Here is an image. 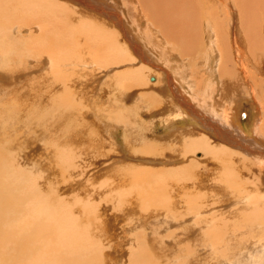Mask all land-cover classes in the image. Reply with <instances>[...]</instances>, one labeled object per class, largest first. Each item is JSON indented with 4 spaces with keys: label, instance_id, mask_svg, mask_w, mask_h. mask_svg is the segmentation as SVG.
Masks as SVG:
<instances>
[{
    "label": "rangeland",
    "instance_id": "1",
    "mask_svg": "<svg viewBox=\"0 0 264 264\" xmlns=\"http://www.w3.org/2000/svg\"><path fill=\"white\" fill-rule=\"evenodd\" d=\"M225 1L226 0L220 1L222 5L221 7L218 6L216 1H210L207 4V6L214 11L215 15L212 16V19L216 21L217 25L220 23V28H222L221 26L224 24V28H222L223 33H226L229 30V25H232V22L231 24L230 22L228 23L230 19L226 17L225 9H223ZM261 1L250 0V3H258ZM229 2L234 5L232 6L231 3H229L231 7H233V9H235L238 13V16L235 14L236 17L233 19L236 21L239 19L243 21L240 11V8L243 6L242 1L230 0ZM132 3H134V6L136 7L138 5V13L136 12L138 21H143L145 26H148V22H153V15L151 16V12L147 10L148 4H146V1L132 0ZM6 7H8V5H6ZM228 11L231 12V9ZM248 18L252 30L256 32L258 36H253L255 39L253 44L248 43L246 39L243 40L245 54L241 58L244 64H248H246L247 67L250 65L249 63L251 61L249 59H251L250 57L253 55V53L250 52L251 45L258 49L256 52H262L264 54V28L261 30L257 29V25L261 27L264 26V17H257L256 15L253 16L252 13L248 12ZM181 19L183 20V18ZM238 27V32L240 33L241 23L238 24ZM174 29L177 30V32L183 37H185L187 36L189 27L188 24L183 22L181 27ZM208 29H210V23L208 25V22L207 24L203 22L199 28V32L201 33L200 44L193 46V54L191 57L196 56L200 59L209 58L210 44ZM109 30L111 29L109 28ZM262 32L263 37L260 36ZM27 33L28 32L26 31V34ZM62 41H64V39ZM164 41V49H166L168 46L169 48L171 47L170 49H172L170 50L167 48L170 50V52L172 51L169 54L172 61L178 60V62H180L182 60V66H185V61L182 57V55H185V53H187L185 60L187 62L191 60L189 57L190 55H188V52H186L185 44L179 42L178 40L177 43L166 40L168 42L167 43ZM223 42L225 41L223 40ZM87 45L88 43L84 42L83 47L79 49L86 50ZM122 45V52H124L128 57L130 55L133 60L122 64L121 71L124 72L130 69L134 70L137 68V63H142V61H140L139 56L135 54L136 52L134 53L136 49L131 46L128 40H125L123 32ZM19 48L27 52H31L32 50V47H26L25 44L19 46ZM19 48H16L15 51H17ZM13 55L15 60L13 64L7 60H4L2 63L0 62V68H2V72L15 66H24L25 57L22 56L21 52L17 51L16 53H13ZM171 56L174 57L172 58ZM230 62L233 63L231 64V68L226 71V77L224 80V83L226 84L227 82L228 84H226L225 91L220 92L217 95V100H219L220 97L223 98V101L221 100L222 102L220 103L219 107H222L221 109H223L226 105L230 107L229 109L231 110H239L241 113L240 120H242L245 124L248 123L254 132V122H251V120L256 119L257 116V118H259V116L264 117V84H261L259 85L260 87L255 88L253 95H251L252 91L251 89H248L245 79L241 78L240 75H238L240 72L236 71H240V69H242V65H240V63L237 65L235 61ZM192 64L194 63L191 62V65ZM201 64V68L203 67L204 69V64ZM114 65L116 64H112L111 67ZM64 68L70 69L71 66L70 64L64 65ZM152 68L153 67L150 66V70L152 72L149 73V76H147L150 78L148 79L149 82L154 86H158L159 84L161 85L160 82L162 81V72L156 68ZM250 70H252L251 72L254 71L252 67ZM23 72L24 71H21L20 73L22 74ZM69 72L71 74L72 71L68 70V73ZM117 72L118 71H115V73ZM115 73L113 72L112 74ZM237 76L240 78H236ZM96 77V81L93 83V85L91 80L88 82H91L89 85H81L77 89H72L75 94L77 93V98L75 102L73 101L74 104H72L71 107L63 105L61 110L58 109L54 112V120L52 119V113L47 116L52 120L43 118L40 125L38 124L36 128H26V123L23 125L22 120L29 119L31 112H36V108H38L40 115L42 116L43 113L45 114L52 107L53 102L48 100L49 93L52 89L51 87L53 86V89H55L56 87L60 88L61 86L59 81L57 82L53 80L49 72L41 70L33 71L27 76L21 75L18 81L14 80L16 83L10 85L11 88L9 86L6 88V90L10 89L13 95H17L15 99L13 98L14 101L12 99L13 102L11 105L8 107L6 104H1L10 100L0 101V109L2 110H0V114L3 115H0V148L2 153H4L6 158H9V161L11 162L10 169L15 171L20 169L24 173L27 171V175L30 178L33 179V177H35L36 182H34V180L33 182L35 184L37 183L36 185L39 188V192L43 194V196L45 195L44 197L46 199L48 198L47 201L51 203V206L53 205L52 207H55L56 210H60L43 211V215H52L50 216L51 220L49 221L47 218L48 216L44 215L46 223L50 225L55 223V218L53 215L56 212L60 215V220H63L64 223H66V220H68V224H71V227L74 228L75 237L80 239L83 243H85L86 247L89 248V251L85 256L82 254V252L70 255L69 252L71 246L69 244L64 245L61 242L54 241L55 239L61 238L67 239V232H58L53 227L51 231L47 229L44 232V235H49L52 241L45 240L36 242L32 253L24 252V256L22 258L24 264H29L27 261H32L33 257L37 255V251L41 252L42 250L47 251L51 249L53 250V258L58 261L57 263L54 261L56 264H76V262L73 261L75 259L81 260L80 264H138L140 263L139 261L143 262V260L148 257L150 258V261L148 259V263L141 262V264H238V262L234 261V258L228 260L225 258L223 259V257L227 255L225 253H228L230 250L228 247L232 248L235 243L240 244V239L238 236H247L248 232L254 228V225H251L250 227L249 223H247V211L245 214V211H231L233 206L226 208V206L231 204L235 199L228 198L229 195L227 194L230 193L229 190L228 193H225L226 191L224 192V188L220 189L222 184L220 178H226V174H224V160L221 161L220 159L205 156L206 158H199L200 160L197 162V167L195 166L196 164L194 165L193 163L190 165V161H188L186 157H179V154L183 152L184 142L182 139L178 138V135L175 141L174 139H169L170 137L167 135V125L165 123L164 117L166 112L164 109L172 103L170 104L167 102L162 96H159V98L154 97V93L152 94V91L158 88H150L149 91L151 94L144 96L143 94H140L138 87L134 86L130 82H127L128 84L126 85V89L123 91V87L119 88L117 91L118 93L115 94L113 89L109 87L110 84L114 82L113 76H108L106 79L107 82L102 89L103 91L98 89V87L101 86L103 82L99 79L102 78L101 74L97 73ZM118 79L119 78H116V82ZM236 82L242 84L243 86L239 88ZM48 84L51 87H49ZM138 85L141 84L138 83ZM2 90L4 89H0V91ZM38 90H41L42 94L35 96V93L38 92ZM47 91L50 92L47 93ZM96 91L97 93H95ZM160 91L161 90L159 89V92ZM8 92L10 91L8 90ZM111 95H113V97H110ZM199 95L200 97L202 96L201 93H199ZM155 98L157 100H155ZM78 99L80 100V103H78ZM222 103L223 105H221ZM13 110L14 113L12 112ZM12 116H14L13 121ZM10 120L12 121L13 125ZM13 127L16 129L14 130ZM17 129L19 130L17 131ZM2 132L4 134H2ZM198 133L199 132L195 130V132H192L193 136L190 134L191 136L188 135L187 138L190 140L194 137H197L199 136L197 135ZM27 136L31 137V139ZM32 137H35L36 142L34 139H32ZM141 148H143V150ZM147 148L148 153L146 151ZM153 149H155L154 152ZM60 150L62 151L59 152ZM65 150L69 159L68 164H66V161L61 157L63 155V151ZM149 150L151 151L149 152ZM168 152H170V155H167ZM201 155L202 154H200V157ZM166 156L171 158L168 159ZM18 157H23L24 159L22 160V158L19 159ZM13 158L16 159L14 161L15 163H13ZM151 158L157 159L151 160ZM17 160H19V162ZM186 162L189 165H186ZM177 166L180 168L177 170H184V172H180L184 175L182 177V175L178 173L177 176L179 179L176 175L171 178L173 173H176L175 171H177ZM185 167H187V169ZM169 169L171 173H169L167 177L164 176V178L168 180H165L166 182H164L163 185H169V187L166 186V188H168L166 189L161 183L164 180H159V183L157 182V174L159 173L158 175H161L166 171L168 173ZM173 169H175V171ZM155 170L158 172L152 176V173ZM162 170L166 171L162 172ZM220 170L222 173L218 174L220 173ZM190 171L192 173L194 171L193 176H191L192 173ZM28 173L33 175L30 176ZM167 173L165 174L167 175ZM155 176H157L155 178L156 182L153 179ZM37 177L39 178L37 179ZM181 178H183V180ZM152 182H155V184ZM157 183L159 184L158 186L156 185ZM161 185L162 187L160 188L163 189H161L162 191L158 189ZM166 190H168V193H164ZM162 192L164 194H162ZM158 194L166 199V205L163 202L164 198H159ZM153 197L154 199H152ZM192 199L196 200L199 209L202 210L195 211L194 213L200 216L201 224L200 220L195 222V219H190L192 218L193 212L189 211V206H185L188 205ZM161 200H163V203H161ZM169 200L172 202H169ZM194 200H192V202L196 203ZM167 203L170 204L168 205ZM163 204L169 208L165 207ZM158 205L163 206L160 208ZM172 205H174V207ZM164 207L167 208V210H165ZM170 208L171 210L169 211ZM180 209L181 211H179ZM185 209L186 211H182ZM14 213L12 214L13 216H11L12 227L11 224L8 227L9 223H6L5 225L7 227H5V225L2 227L3 234L5 233V230L9 228L10 230L17 232L20 236L23 235V237H26L24 233H22H28L26 228H24L26 224H23L24 222L19 223L20 221L18 222ZM36 215H38V212ZM18 216V218L22 217V219H25V215L23 213L21 214V211ZM201 216L204 217L203 221ZM12 217L15 219V222ZM167 217L168 219H166ZM240 218L244 220H241ZM226 219H229L228 223ZM158 220H161V222ZM223 222L227 224L223 225ZM234 222L236 223V227L239 225L238 223H240V225L242 223V225H239V227L236 228L235 224H233ZM15 223L18 224L17 227L15 226ZM72 224L74 226H72ZM226 225L228 226L225 227ZM14 227L17 228V231ZM211 228L212 234L211 231L209 233ZM228 229H231V231H245L244 234H239L235 232L232 233ZM228 231L231 233L230 236L227 234ZM217 233H220V235L222 234L221 238L218 237V235L216 236ZM209 234L213 236L210 238L211 235L209 236ZM214 238L219 239L216 240ZM236 238L239 242H237ZM208 239H210L209 243L207 241ZM16 240L21 241V239ZM215 240L216 243L219 242L221 245L216 244L214 249H209L207 244L205 245L207 242L210 247V244L213 245ZM244 244L239 245L240 247H236L238 255H241L242 252L239 248H241ZM42 245H44V248H42ZM222 246H225L226 248H221ZM250 246L252 247V243ZM147 249L149 251H147ZM223 252L225 253L223 254ZM142 253L146 254V257L142 256L141 259ZM68 259L70 260V263ZM134 259H136L138 263ZM92 261L95 262L92 263Z\"/></svg>",
    "mask_w": 264,
    "mask_h": 264
},
{
    "label": "bare ground",
    "instance_id": "2",
    "mask_svg": "<svg viewBox=\"0 0 264 264\" xmlns=\"http://www.w3.org/2000/svg\"><path fill=\"white\" fill-rule=\"evenodd\" d=\"M144 1L147 2V10L151 12V16L153 15L154 19L153 22H148V26H145L143 21L137 20L138 5L137 7L134 6L132 0H0V62L2 63L4 60H7L11 64H13V62L15 61V54L13 55V53H16L17 51H20L22 56L25 57L23 67L15 66L11 69L9 68L4 72H2V68H0V89H4L0 91V101L10 100L0 103L6 104L9 107L14 101V99L17 97V95H13L10 89L8 90L11 93L8 92L6 88H8V86L10 87L11 84L16 83V81H18L21 75L27 76L33 71L41 70L49 72L53 80L60 82L59 84L61 87H56L55 89H53V86L51 87L48 84V86L53 89H51V92L47 91V93L50 92L48 100H51L53 102V105L45 114L43 113L42 116L40 115V111L38 110V108H36V112L34 113L32 111L29 116V119H23V125L26 123L25 126L28 129L36 128L38 124L40 125L43 118L54 120V112L58 109L61 110L63 105L71 107L77 98V93L75 94L72 89H77L81 85H89L91 84V82H88L91 80L93 85V83L96 81L95 77L97 73L101 74L102 76V78H99L103 81L102 85L98 87V89L101 90L104 88L108 76L114 77V82L110 84L109 87L113 89V92H115V94L118 93L117 91L119 90V88L123 87L124 91L126 89V85L128 84L127 82H130L134 86L138 87L140 94H143L144 96H148V94H151V92L149 91L150 88H158L152 91V94L154 93V97L159 98V96H162L166 99L167 102L173 104L168 105L164 109L166 112L164 117L165 123L167 125V135L170 137L169 139H174L175 141L178 135V138L182 139L184 142V149L182 148V153L179 152V157H186L187 160L190 161L189 164H196L195 166H197L198 160L202 159L203 157L206 158L205 156L220 159L221 161L224 160V174H226V178L224 179V177H222L223 174L221 175L222 178H220V180L222 181V184L220 186V189L224 188V192L226 191L225 193H228L229 190L230 193L227 194L229 195L228 198L235 199L231 204L227 205L226 208L233 206L231 211H245V214L247 211V215L249 217H246V219H248L247 223H249L250 227L251 225H254V228L252 226L253 229L248 232L247 236H238L240 239V244H234L233 242L234 245L232 246V248L228 247L230 249L228 253L223 252V254L225 253L227 255L224 256L221 253L224 256L223 259L225 258L231 260L232 258H234V261L238 262V264H264V117L259 116V118H257V116L256 119L251 120V122H254L253 132L252 128L249 126L248 123L245 124L242 120H240L241 113L239 110H231L229 109L230 107L226 105L224 106L225 108L221 109L222 107L219 106L220 103L223 101V98L220 97V99L217 100L218 93L225 91L226 84H228L226 81L225 84L224 80L226 77V71L231 68V64L233 63H231L230 61H235L237 65L238 63L242 65V69H240V71L236 70V68L235 70L240 72V74L238 73V75H240L241 78L245 79L248 89H251L252 91L251 95H253V91L255 90V88H258L260 87L259 85L264 84V54L262 52H256L258 49L255 46L251 45L250 52H252L253 55L252 57H250L252 60L249 59L251 62H248L250 65L247 67L248 64L246 62L245 63L247 65L244 64L241 58L245 54L243 40L246 39L248 43L253 44V42H255L253 36H258L256 32L252 30V27L249 24L248 12L252 13L253 16L256 15L257 17H264V0H259L261 2L258 3H250V0H241L243 6L240 8V11L243 21H241L239 17V20L237 21L233 19L234 17H236V15L238 16V13L235 9H233V7H231V5H234L229 2L230 0H226L223 9H225L226 17L230 19L228 23L230 22L231 24L232 22V25H229V30L226 33L222 32L224 24L223 26H221L222 28H220V23L219 25H217L216 21L212 19V16L215 15L214 11L207 6L210 1H216L218 6L221 7L222 5L220 1L223 0ZM229 3H231V5ZM5 4L8 5V7H6ZM230 9L231 12L228 11ZM181 18H183V20ZM183 22H185V24H188L189 27L187 36L185 37H183L177 32V30L174 29L181 27L183 25ZM203 22H205V24H207L208 22V25L210 23V29H208L210 56L208 59H200L196 56L191 57L193 54V46L196 44H200L201 33L199 32V28ZM239 23H241L240 33L238 32ZM109 28L112 31L109 30ZM263 28L264 26L261 27L257 25L258 30H261ZM26 31L28 32L27 34ZM122 32L125 36V40H128L131 46L136 49L134 53L136 52L135 54H137V56H139L140 61H142V63H137V68H135L134 70L130 69L124 72L121 71L122 64H125L127 61H132L133 58L129 54L128 57L124 52H122ZM260 36L263 37V32L260 34ZM63 39L64 41H62ZM164 40H167L169 42L171 41L173 43H177L179 41L185 44L186 52H188V55H190L189 57L191 58V60H189V62L185 60V57L187 56V53H185V55H182L185 61V66H182V60L180 61L181 63L178 62V60L172 61L169 56V54L172 52H170V50L172 49H170L171 47L169 48V46L167 48H169L170 50L167 48L164 49ZM223 40L225 42H223ZM84 42L88 43L87 49H79L83 47ZM24 44L26 47H32L31 52H27L19 48V46H22ZM16 48L19 49L15 51ZM191 62H193L194 64L191 65ZM201 63L204 64V69L203 67L201 68ZM68 64H70L71 68L65 69L64 65ZM112 64L116 65L111 67ZM148 65L162 72V81L160 82L161 85L159 84L158 86H154L149 82L148 79L150 78H148L147 76H149V73H151L152 71L150 70V66ZM251 67L254 69L253 72H251L252 70H250ZM68 70L72 71L71 74L70 72L68 73ZM21 71L24 72L21 74ZM115 71L118 72L115 73ZM113 72L115 74H112ZM240 77L237 76L236 78ZM116 78H119L117 82ZM138 83H140L142 86L138 85ZM236 84L239 88L243 86L242 84L237 82ZM159 89L161 90L160 92ZM97 91L95 93H97ZM156 92L159 94H157ZM198 92L201 93V97ZM38 94L41 95L42 91L38 90V92L35 93V96H38ZM110 97H113V95H111ZM155 100L157 99L155 98ZM78 103H80L79 99ZM221 105H223V103ZM12 112L14 113V110ZM50 114H52V119L47 117ZM0 115L3 116L2 114ZM13 120L14 116H12V121ZM18 130L19 129H17V131ZM195 130L199 132L197 134L199 136L189 140L187 138L188 135L192 134V132H195ZM2 134L4 133L2 132ZM29 138L31 139V137ZM32 139L35 140V137H32ZM141 149L143 150V148ZM154 150L155 149H153V152ZM61 151L62 150H60L59 152ZM146 151L148 153V148L146 149ZM150 151L151 150H149V152ZM168 153L167 155H170V152ZM62 154V159H64L66 161L65 163L68 164L69 159L67 157L66 150L63 151ZM200 154H202L201 157ZM18 158H22V160L24 159L23 157ZM167 158L170 159L171 157ZM152 159L155 158H151V160ZM15 160L16 159L13 160V163H15ZM17 161L19 162V160ZM10 164L11 162L9 161V158H6L0 148V264H24V262L22 261L24 252L32 253L36 242L45 240L52 241L49 235H44V232L47 229L51 231L53 227L58 232H67V239L61 238L55 239L54 241L61 242L64 245L69 244L71 246L69 252L70 255L77 254L79 252H82L84 256L87 255L89 248L86 247L85 243H83L80 239L75 237L74 228L71 227V224H68V220L65 219L67 224L64 223L63 220H60V215L55 212L53 215V217L55 218V223H52L53 225L46 223L44 215L48 216V221L51 220L50 216L52 215H43V211L60 210H56L55 207H52L53 205L51 206V203L47 201L48 198L46 199L44 197L45 195L43 196V194L39 192V188L36 185L37 183H34L36 182L35 177H33V179L30 178L27 175V171L24 173L20 169L17 171L10 169ZM189 164H187L186 162V165ZM185 168L187 169V167ZM177 169L180 168L178 167L176 168V170ZM198 169L201 170L200 168ZM173 170L175 171V169ZM164 171L162 170V172ZM168 171V173L167 171L164 172V174L167 173V175H158V171L155 170V173L153 172L152 176H154L153 174H157L158 177L155 176L153 178L154 181L156 177L158 179H156L158 183L159 180H164L163 182H161L163 185V183L166 182L165 180H168L165 179L164 176L167 177L168 174L171 173L170 169ZM175 172L176 173H173L172 177H169L173 178L174 175L177 176L178 173H182L184 172V170L182 171L181 169V171L177 170ZM219 172L220 173L218 174L222 173L221 170ZM181 173L180 175H182L183 177L184 174ZM193 173L192 175H190L193 176ZM32 175L30 174V176ZM38 178L39 177H37V179ZM181 179L183 180V178ZM155 182L152 183L155 184ZM158 183L156 184L157 186L159 185ZM162 185L158 188L160 191L163 190L162 188H160L162 187ZM166 186L169 187V185H163V187L165 188ZM167 191L168 190L164 191V193ZM164 193L162 192V194ZM158 195L160 198L161 195ZM161 198L164 197L162 196ZM152 199H154V197ZM192 200H190L191 202H189V204L187 203L188 205L185 206H189V211L193 212L194 216L192 215V218L190 219H195V222L200 220L201 224L200 216L194 213L195 211L202 210L199 209L196 200H194L196 203L192 202ZM162 201L163 200H161V203H165L166 199L164 198V201ZM169 202L172 201L169 200ZM167 204L169 205L170 203ZM162 206L160 205L159 207L162 208ZM172 206L174 207V205ZM165 207V210L169 208ZM170 210L171 208L169 209V211ZM20 211L21 214L23 213L25 215V219H22V217L18 218V214H20ZM179 211H181V209ZM182 211H186V209ZM37 212L38 215H36ZM13 213L14 215H16L15 217L18 222L20 221L19 223L24 222L23 224H26L25 227H23L26 228L28 233L26 234V232H22L26 237H23L22 234V236H20L17 232L13 230L15 232L14 233L9 228L5 230V233L3 234L2 227L6 223H9L8 227L10 224L12 227L11 216H13ZM166 219H168V217ZM240 219L244 220L242 218ZM203 220L204 217H202V221ZM228 220L226 219L227 223ZM159 222H161V220ZM17 223H15L16 227L18 225ZM227 223L223 222V225ZM233 224H235L236 227V223L234 222ZM238 224L240 225V223ZM239 225L237 227H239ZM72 226L74 225L72 224ZM227 226L228 225H226L225 227ZM5 227L7 226L5 225ZM15 230L17 231V228H15ZM228 230H230V232L232 233L235 232L239 234H244L245 231H231V229ZM210 231L212 234V228L211 230H209V233ZM230 232H227L229 236L231 235ZM211 234H209V236ZM217 235L221 238L222 234L220 235V233H217L216 236ZM212 236L213 235H211L210 238ZM16 239H21V241ZM214 239L217 240L219 238ZM216 240L215 243L213 245L210 244L209 247L208 243L210 242V239H208V243L206 242L205 245L207 244L209 249H214V246H216V244L221 245V243L219 242L216 243ZM239 241L237 240V242ZM251 243L252 247L250 246ZM242 244L244 245L239 248L242 253L241 255H238L236 247H240L239 245ZM223 247L225 246H222L221 248ZM42 248H44V245H42ZM147 251L149 250L147 249ZM52 252V249L47 251L42 250L41 252L37 251V255L33 257L32 261L28 260L27 263L56 264L58 261L53 258ZM142 254L141 259L142 256L146 257V254ZM148 259L150 261V258L148 257L145 258L143 262L139 261L140 263H138L136 259L134 260H136L138 264H141V262L148 263ZM73 261L76 262V264H80L81 260L75 259ZM93 262L95 261H92V263Z\"/></svg>",
    "mask_w": 264,
    "mask_h": 264
}]
</instances>
